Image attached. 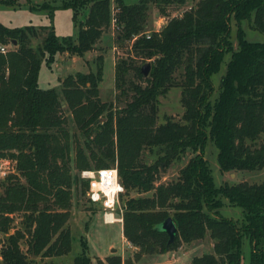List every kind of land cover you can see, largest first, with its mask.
Wrapping results in <instances>:
<instances>
[{
	"label": "trees",
	"instance_id": "trees-1",
	"mask_svg": "<svg viewBox=\"0 0 264 264\" xmlns=\"http://www.w3.org/2000/svg\"><path fill=\"white\" fill-rule=\"evenodd\" d=\"M188 2L63 0L61 8L75 12L76 39L59 37L54 26H42L47 30L42 36L34 25L0 23V44L9 48L0 52V159L14 168L1 182L2 264H39L32 253L44 259L70 254L73 186L78 183L81 193H88L90 182L80 177L82 171L111 164L125 188L123 234L137 247L136 260L209 241L213 251L195 256L191 264H241L248 239L249 264H264V174L260 182L218 186L205 157L211 139L222 172L264 170V41L249 40L244 28L248 22L264 35V0H198L170 16L171 8ZM152 7L169 18L161 30L148 32ZM83 10L87 13L78 21ZM113 25L118 42L132 43L127 57L115 63L116 86L123 95L133 92L125 106L101 99L102 54L96 71L63 79L61 93L40 86L44 62L51 67L64 52L84 56ZM41 36L42 42L34 44ZM227 54L216 87L213 76ZM146 64L148 75L142 71ZM180 69L183 120L167 117L158 123L160 98L176 85ZM149 154L155 156L152 163ZM188 156L177 177L161 181ZM226 205L240 207L242 219L224 216ZM169 217L178 228L173 242L161 227ZM80 241L73 264H93L87 238L82 235ZM107 261L123 264L115 255Z\"/></svg>",
	"mask_w": 264,
	"mask_h": 264
},
{
	"label": "rangeland",
	"instance_id": "rangeland-1",
	"mask_svg": "<svg viewBox=\"0 0 264 264\" xmlns=\"http://www.w3.org/2000/svg\"><path fill=\"white\" fill-rule=\"evenodd\" d=\"M3 1V0H2ZM128 4H134L139 0H124ZM198 0H189V2L181 8H171L170 16H176L183 10L189 9ZM63 0H14L13 3L7 4L0 2V23L5 26L16 28L34 25L36 29L43 32L42 26H54L56 34L59 37L71 36L77 38L78 24L75 19V12L72 8H61ZM115 5V3H114ZM87 10H83L78 17V21L83 19ZM169 17H163L157 10L152 7L150 9V17L148 23V32L161 30L167 23ZM237 24L232 23V37L234 41L237 35ZM244 28L247 31V37L253 41H264V35L251 28L248 22H244ZM47 32V30H46ZM36 39L34 44L42 42L43 37ZM131 42H118L117 29L114 25L104 33L102 39L98 42L96 48L87 52L84 56L70 54L69 52L59 53L56 56L55 62L49 67L46 62L42 64L39 74V84L42 88H55L59 93L62 92V81L70 74H75L78 71L90 72L97 70V57L104 56V78L100 83V96L103 101L117 103L120 107L125 106L132 98V91H128L123 95V90L116 86L115 81V63L119 57H127L131 49ZM230 54H227L222 64L221 70L213 76V81L216 87L219 86L221 77L226 71L227 62ZM141 63L142 60H138ZM183 78V70L180 69L175 75L176 85L160 98V107L158 113V123L166 121L167 117H172L178 121L183 120L184 107L182 105V88L180 86ZM178 83V84H177ZM119 96V97H118ZM72 128L74 123L70 119ZM205 157L208 159L213 171L216 184L222 185L225 182L237 183L240 181L260 182L263 178L264 170L248 172H222L218 164V149L215 143L208 140ZM189 156L186 159L175 162L167 172L163 173L161 181H170L179 175L180 169L185 165ZM155 160L154 155H148L147 161L152 163ZM111 167H117L111 164ZM73 173H77L73 170ZM82 179V173L80 175ZM3 177L0 176V195L3 192L1 185ZM85 180V179H84ZM83 186L74 184L73 186V208L70 219V225L73 230V248L70 254L54 257L41 258L32 253L33 258H38L39 264H73L74 256L81 251L80 238L84 235L89 241V255L92 258L93 264H105L97 258V256H106L117 253L123 258H132L133 264H191L195 256L211 253L213 251L211 244L206 241H196L187 246L182 245L178 250L165 253H152L143 255L139 259H134V251L123 239L122 224H106L103 221V208L99 203H92L88 193L82 194ZM88 192V191H87ZM125 192L121 195V197ZM134 194V193H133ZM126 197V196H123ZM227 203V200L224 198ZM121 204L123 201L121 199ZM224 216L241 220L243 213L240 207L224 206L221 210ZM19 222V217L16 218V223ZM3 235L0 233V249L3 242ZM24 250L31 255L26 242L23 243ZM113 249H115L113 251ZM243 259L241 264H249L250 261V243L245 239L243 247ZM94 258V260H93ZM108 262V261H107ZM0 264H2L0 262ZM109 264V263H108Z\"/></svg>",
	"mask_w": 264,
	"mask_h": 264
},
{
	"label": "built area",
	"instance_id": "built-area-1",
	"mask_svg": "<svg viewBox=\"0 0 264 264\" xmlns=\"http://www.w3.org/2000/svg\"><path fill=\"white\" fill-rule=\"evenodd\" d=\"M8 47L0 44V52L7 53ZM14 171L10 160L0 159V176L5 178ZM82 176L89 179L88 196L92 203H99L103 208V221L106 224H123L121 195L125 192L118 168L106 167L82 171Z\"/></svg>",
	"mask_w": 264,
	"mask_h": 264
},
{
	"label": "water",
	"instance_id": "water-1",
	"mask_svg": "<svg viewBox=\"0 0 264 264\" xmlns=\"http://www.w3.org/2000/svg\"><path fill=\"white\" fill-rule=\"evenodd\" d=\"M150 70V65L146 64L143 66L142 71L144 75H148ZM161 227L167 232L169 236V242H173L176 239L178 228L172 219V217L167 218L161 225ZM115 250V249H114Z\"/></svg>",
	"mask_w": 264,
	"mask_h": 264
},
{
	"label": "crops",
	"instance_id": "crops-1",
	"mask_svg": "<svg viewBox=\"0 0 264 264\" xmlns=\"http://www.w3.org/2000/svg\"><path fill=\"white\" fill-rule=\"evenodd\" d=\"M122 233H123V224H122ZM123 239H124V241L127 243V244H129V246L133 249V251H134V259H136L135 258V253H136V251H137V247H135V246H133L127 239H126V237L124 236V234H123ZM196 241H194V242H192V243H188V244H186L187 246H189L190 244H193V243H195ZM88 244H89V241H88ZM211 244V246H212V243H210ZM184 245V244H183ZM90 247V246H89ZM113 251H114V249H113ZM111 255H115V256H120L121 258H122V261H123V264H133V259L132 258H123V256H121V255H118L117 253H115V254H110V255H106V256H103V257H101V256H97V258L99 259V260H101L102 262H105V264H108V262H107V257H109V256H111ZM91 257H93V256H91ZM93 260H94V258H93Z\"/></svg>",
	"mask_w": 264,
	"mask_h": 264
}]
</instances>
